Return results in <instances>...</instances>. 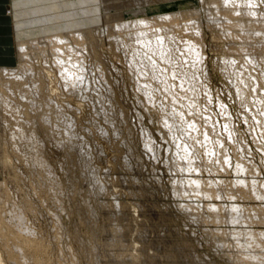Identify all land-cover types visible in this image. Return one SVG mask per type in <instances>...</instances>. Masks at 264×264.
<instances>
[{"label": "rangeland", "instance_id": "rangeland-1", "mask_svg": "<svg viewBox=\"0 0 264 264\" xmlns=\"http://www.w3.org/2000/svg\"><path fill=\"white\" fill-rule=\"evenodd\" d=\"M102 1L104 2L102 3ZM215 1L193 0L194 3H192L188 0L187 6L191 8L194 4V10L191 9L194 12L187 6L175 5L169 9L175 11L187 7L185 12L188 11L192 17L186 12V15H183L186 18L181 16L179 23L187 22L190 16L195 20L196 25L198 24V27L195 26L196 30L198 28L197 33L191 30L194 29L196 32L192 27L191 29L185 27L184 30L181 25L178 30L174 29L175 32L168 30L169 27L168 33L164 34L165 37L169 36L168 41L162 36L156 37V39H143L142 43L141 40L133 41L134 38L128 36L126 39V36H123V34H127L125 32H128L124 28L132 29L126 25L133 23V16L125 17L127 12L123 9H126V4L134 2V0H61L60 3L63 6L59 4L58 8L60 9L55 12L58 18L57 24L55 23L56 28L52 26V31H47L46 27L38 30L45 34L47 32L48 35L46 37L39 33L40 36H37L39 38H36L37 46L28 41L27 58H22L19 53L18 42L20 40L15 31L13 4L11 0L1 2L5 13L4 17L11 20L12 27H0V69L5 67L6 73L0 81V184L2 185L0 187V264H238V261L239 264L241 262L246 264L241 259L243 255L249 251H256L257 254L260 249V252L264 250V247H253L254 249L249 247L248 251V248L245 247L240 249L238 243L244 239L241 237L238 239V236L232 233L239 229L262 231L264 229L263 221L236 224L213 222L209 219L211 216H218L219 213L221 214L219 216H227L232 212L230 206H236L242 212L241 214L258 216V213L260 215L261 212L264 215V197H255L252 192L256 190L264 195V109H262L264 108V51H261L264 48V36L261 38L262 34L253 35L255 30L256 32L264 31V26H261L264 24L262 23L264 22V0ZM217 1H219L218 4ZM159 2L147 4L146 8H150V10L152 6H154L153 9L164 8L165 6L161 4L163 1ZM213 2L214 4H212ZM253 5L258 11L256 16L245 15V12L232 13L233 9ZM76 10L78 11L75 13ZM218 12L223 14L219 13V15ZM145 13H138V16L154 20L153 14L150 16L149 13ZM117 15H122L123 18ZM217 16H220L219 23H217L219 19ZM186 19L187 21L181 22ZM79 20L80 22H78ZM222 20H224L223 23L220 22ZM237 20L240 21L238 24L241 23L242 26L235 24ZM231 21L235 22L232 24ZM230 26H235V28ZM49 32L68 43L69 49L65 54L69 55L63 54L66 57L63 59L65 61L69 59V64L67 63L69 68L68 66L64 68L61 63L55 62L56 54L53 51L42 56L35 54L40 47L45 45L50 47L47 42L50 36ZM169 32H172L173 35ZM117 33H119L118 36H122V40L119 37L120 39L117 38V41H114ZM228 34L235 37L228 38ZM128 39H131L132 43ZM169 39L171 40L169 41ZM22 40L27 41L28 39L23 38ZM123 40L126 42L124 43ZM243 40L248 43H244ZM127 41L129 42L127 43ZM250 44L254 48L252 53L238 52ZM135 45L138 46L137 50ZM132 47L135 49L136 52L133 50L135 53H132ZM195 47H198L199 50ZM142 49L145 53L148 51L146 53L148 57L143 56L145 61L141 58L142 54L145 55ZM163 49H166L169 55L173 54L172 61L169 59L167 51H163ZM195 49L197 52L194 51ZM139 50L140 52H137ZM153 54L158 56L155 58ZM165 56L167 61L166 58L163 60ZM231 57L237 65L234 64ZM138 60L141 62L139 63ZM75 61L80 62L83 68L80 83L77 82L78 86L69 81V78L74 80L76 76L73 74L76 71L74 68L77 63H72ZM147 63L148 65H146ZM161 63L162 65H160ZM197 64L198 67L200 66L199 68ZM188 67L190 68L188 69ZM6 68L9 70L7 69V71ZM11 69L13 71H10ZM171 71L173 74L170 73ZM9 75L12 77L10 78ZM241 75L245 77V80L240 77ZM145 76H149V79L148 77L145 79ZM66 78H68V82ZM156 83L158 84L156 85ZM138 86L140 87L138 88ZM168 87L169 91H166ZM37 88L40 90L38 91ZM195 90L197 92L199 90V92L197 93ZM242 98H245L244 101ZM198 100L200 101L199 105ZM189 104L192 106L190 107ZM184 105L186 106L184 107ZM169 110L170 113H168ZM194 111L195 114H193ZM204 112H207L208 117L204 115ZM165 113L167 116H164ZM178 113L183 117L181 118ZM189 123H194L192 125L197 131L186 129ZM195 123H199L201 127L195 126ZM183 125L186 126V131H184ZM204 126L207 129H203ZM211 130L214 131V135ZM183 148L190 152L188 157H182ZM240 166H243L244 170L238 172ZM190 179L194 180L193 183L198 181L194 187L188 189V184L184 182ZM232 181L234 184L237 181H242L243 184L233 185ZM249 183L254 184L250 185ZM229 185L231 186L229 187ZM252 185L253 187H251ZM201 187L205 188L201 189ZM184 188H186L185 191ZM246 188L250 190L248 191ZM195 189L201 192L206 189L212 195L196 194ZM178 194L180 195L178 196ZM213 205L218 206L214 207ZM12 231L20 234V237H16ZM213 233H217L218 237ZM219 240L224 241V246L219 245ZM237 246H239L238 250ZM242 250L243 253L247 252L243 254ZM236 251L238 254L241 251V255H238L239 258L237 256L241 260H236ZM262 253L257 255L262 256ZM231 255V259L236 262L231 261ZM262 263L264 264V261Z\"/></svg>", "mask_w": 264, "mask_h": 264}, {"label": "bare ground", "instance_id": "bare-ground-1", "mask_svg": "<svg viewBox=\"0 0 264 264\" xmlns=\"http://www.w3.org/2000/svg\"><path fill=\"white\" fill-rule=\"evenodd\" d=\"M61 1V0H60ZM60 1L59 0H11V2H12V4H13V16H14V24H15V31H16V34H17V37H18V39L20 40L19 42H18V45H19V53H20V55H21V57L23 58V57H26L27 58V56H28V53H27V50H26V48H27V44L30 42V44L32 43L33 45L35 44L36 45V38H37V36H40L39 35V33H42V32H38V30H41V28H43L44 29V27H46L47 29V31L48 30H51L53 27L52 26H54L55 27V23H56V21H58V18H57V15L55 14V12H57V10L58 9H60V8H58V7H60V6H63V5H61V3H60ZM80 1V0H79ZM84 1V0H83ZM160 0H134V2H131V3H129V4H126V9L124 8L123 9V11H126L127 12V14L125 15V17H127V15L130 17V16H133V18H132V24L131 25H126L127 27H132V29H126V28H124L125 30H128V32H125V30H124V32L125 33H127L126 35H124L123 34V36H126V39H127V37L129 36L130 38H134L133 39V41H138L139 42V40H143V39H148V38H154V39H156V37H162V36H164V34H166V33H168V30H172V31H174V29H177L178 30V27H180L181 25L184 27V30L187 28V29H191V27L192 28H195V30H196V27L195 26H197L196 25V23H195V20H193L192 18H190V16H189V18H188V16H187V18H188V21H187V19L186 20H183V21H181V22H184V21H187V22H184V23H179V18L181 19V16H182V18H184L185 16H183L184 14L186 15V12L188 13V11H186L185 12V10H187V7L189 8V6H187L189 3H188V0H162L163 2L161 3L163 6H165L164 8H159V9H153V7L154 6H152L151 7V10H150V8H146V5L147 4H150V3H152V2H159ZM191 2L193 1V0H190ZM195 1V0H194ZM202 1V0H201ZM215 1V0H214ZM262 1V0H261ZM104 1H102V3H103ZM197 2V1H196ZM207 2V1H206ZM210 2H211V0H210ZM218 2L219 1H217V4H218ZM222 2V1H221ZM223 2H225L224 0H223ZM250 2V1H249ZM253 2V1H252ZM251 2V3H252ZM160 3V2H159ZM192 3H194V2H192ZM241 3V2H240ZM59 4H60V6H59ZM66 4V3H65ZM73 4V3H72ZM81 4H83L82 2H81ZM179 4V5H178ZM206 4V3H205ZM204 4V5H205ZM212 4H214V2L212 3ZM247 4V3H246ZM245 4V5H246ZM249 4V3H248ZM74 5V4H73ZM175 5H177V6H183V7H185V6H187L185 9H179V10H175V11H173V10H169L170 8H172V7H174ZM194 5V4H193ZM193 5L191 6V8H189L190 10L193 8ZM209 5V4H208ZM215 5H216V1H215ZM214 5V6H215ZM244 5V6H245ZM258 5V4H257ZM66 6V5H65ZM227 6V5H226ZM82 7V6H81ZM124 7H125V4H124ZM130 7V8H129ZM135 7V8H134ZM195 7V6H194ZM202 7V6H201ZM213 7V6H212ZM211 7V8H212ZM220 7V6H219ZM224 7V6H223ZM229 7V6H228ZM232 7V6H231ZM210 8V9H211ZM215 8V7H214ZM213 8V9H214ZM230 8V7H229ZM62 9V8H61ZM96 9V8H95ZM197 9V8H196ZM195 9V10H196ZM217 9V8H216ZM233 9V8H232ZM118 10V9H117ZM161 10V11H160ZM181 10V11H180ZM184 10V11H183ZM189 10V11H190ZM193 10H194V8H193ZM193 10H191V11H193ZM198 10V9H197ZM196 10V12H199V11H197ZM219 10V9H218ZM222 10V9H221ZM231 10V9H230ZM264 10V9H263ZM63 11V10H62ZM62 11H61V13H62ZM78 10H76L75 11V13L77 12ZM82 11V10H81ZM207 11V10H206ZM212 11H214L215 12V10H212ZM217 11V10H216ZM120 12L121 13H123L121 10H120ZM126 12H124V13H126ZM141 12H143V13H149V15L150 14H153L154 16H152V17H154V20H152V19H148V18H145V17H139L138 15V13H141ZM194 12V11H193ZM204 12V11H203ZM213 12V13H214ZM223 12V11H222ZM234 12H242V13H246L245 15H247V14H249V15H254V16H256V14L258 13V11H257V8L253 5V6H247V7H243V8H241V9H233V12L232 13H234ZM74 13V14H75ZM99 13V12H98ZM114 13V12H113ZM119 13V12H118ZM145 13V14H146ZM200 13V12H199ZM208 13H209V11H208ZM220 12H218L217 14H219ZM224 13V12H223ZM223 13H220L221 15L223 14ZM229 13V12H228ZM241 13V14H242ZM59 14V13H58ZM85 14H86V12H85ZM111 14H112V12H111ZM115 14H117V13H115ZM188 14H190V13H188ZM216 14V15H217ZM219 14V15H220ZM237 14H239V13H237ZM60 15V14H59ZM69 15V14H68ZM113 15V14H112ZM111 15V16H112ZM120 15V14H119ZM119 15H117V16H119ZM140 15H142V14H140ZM191 15V14H190ZM197 15V14H196ZM199 15V14H198ZM209 15V14H208ZM213 15V14H212ZM225 15V14H224ZM244 14H242V16H245ZM114 16V15H113ZM112 16V17H113ZM124 16V15H123ZM151 16V15H150ZM228 16V15H227ZM73 17V16H72ZM77 17V16H76ZM75 17V18H76ZM80 17V16H79ZM119 17H122V15L121 16H119ZM118 17V18H119ZM125 17H124V19H125ZM191 17H192V15H191ZM211 17V16H210ZM214 17H216V16H214ZM218 17V16H217ZM220 17V16H219ZM218 17V18H219ZM238 17V16H237ZM246 17V16H245ZM61 18V17H60ZM78 18V17H77ZM76 18V19H77ZM115 18H116V15H115ZM123 18V17H122ZM131 18V17H130ZM186 18V17H185ZM193 18H194V16H193ZM195 18H197L198 19V17H196L195 16ZM205 18H207V17H205ZM208 18H209V16H208ZM207 18V21H209V19ZM232 18V17H231ZM242 18V17H241ZM117 19V18H116ZM120 19V18H119ZM235 19V18H234ZM246 19V18H245ZM78 20V19H77ZM110 20V19H109ZM115 20V19H114ZM122 20V19H121ZM129 20V19H128ZM127 20V21H128ZM206 20V19H205ZM204 20V21H205ZM211 20V19H210ZM215 20V19H214ZM213 20V21H214ZM219 20H220V18L218 19V22L217 23H219ZM225 20V19H224ZM224 20H222V21H220V22H224ZM236 20V19H235ZM67 21H69V20H67ZM76 21V20H75ZM83 21V20H82ZM98 21V20H97ZM120 21V20H119ZM126 21V22H127ZM168 21V22H167ZM199 21V20H198ZM228 21V20H227ZM230 21V20H229ZM238 21L239 20H237L236 22H235V24H238ZM247 21V20H246ZM254 21H256V19H254ZM262 21H263V19H262ZM62 22V21H61ZM78 22H80V20L78 21ZM85 22V21H84ZM121 22H123V21H121ZM125 22V23H126ZM197 22V21H196ZM232 22V21H231ZM234 22H232V24L234 23ZM240 22V21H239ZM241 22H242V20H241ZM257 22V21H256ZM255 22V23H256ZM258 22H259V20H258ZM116 24L118 23V21L117 22H115ZM120 23V22H119ZM170 23V24H169ZM203 23V22H202ZM208 23H210V22H208ZM212 23V22H211ZM230 23V22H229ZM243 23V22H242ZM252 24H254L253 22H251ZM262 23H264V22H262ZM57 24V23H56ZM59 24V23H58ZM70 24V23H69ZM169 24V25H168ZM173 24V25H172ZM180 24V25H179ZM207 24V23H206ZM212 24H214V22L212 23ZM225 24V23H224ZM228 24V23H227ZM234 24V25H235ZM240 24V25H239ZM238 25L239 26H242L241 25V23H239ZM119 25V24H118ZM167 25V26H166ZM199 25H201L200 24V22H199ZM211 25V24H210ZM220 25V24H219ZM238 25H235V26H238ZM73 26V25H72ZM78 26H79V24H78ZM77 26V27H78ZM115 26H117V25H115ZM206 26H208V25H206ZM218 26V25H217ZM221 26V25H220ZM219 26V27H220ZM228 26V25H227ZM235 26H230L231 28L232 27H234L235 28ZM238 26V27H239ZM252 26V25H251ZM261 26H264V24H262ZM60 27V26H59ZM74 27V26H73ZM80 27H82V26H80ZM120 27H122V26H120ZM170 27V28H169ZM186 27V28H185ZM198 27V26H197ZM212 27V26H211ZM229 27V26H228ZM253 27H256L255 25H253ZM56 28V27H55ZM69 28V27H68ZM169 28V29H168ZM201 28H202V26H201ZM201 28H200V30H201ZM251 28V27H250ZM81 29V28H80ZM120 29H122L123 30V28H120ZM168 29V30H167ZM229 29V28H228ZM252 29V28H251ZM76 30H77V28H76ZM118 30V29H117ZM191 30H193V32L194 33H197V30H198V28H197V30H196V32L194 31V29H191ZM230 30H232V29H230ZM264 30V29H263ZM52 31V30H51ZM57 31V30H56ZM167 31V32H166ZM180 31V30H179ZM216 31V30H215ZM223 31V30H222ZM228 31V30H227ZM244 31V30H243ZM55 32V31H54ZM59 32V31H58ZM78 32V31H77ZM116 32V31H115ZM120 32V31H119ZM175 32V31H174ZM178 32V31H177ZM200 32V31H199ZM224 32V31H223ZM50 33V32H49ZM80 33V32H79ZM83 33V32H82ZM170 33V32H169ZM224 33H226L227 34V32H224ZM228 33H229V31H228ZM263 33H264V31L262 32L261 30H260V32L258 31V32H256V30H255V32L253 33V35H259V34H262L261 35V38L264 36L263 35ZM44 36H46L47 37V32H46V34H45V32L44 33H42ZM76 34V33H75ZM81 34V33H80ZM170 34H172L173 35V33L171 32ZM200 34V33H199ZM232 34V33H231ZM234 34H235V32H234ZM238 34V33H237ZM244 34H246V33H244ZM50 36H49V39H48V44L50 45V47H47L46 45L45 46H43V47H40V48H38V51H36V53L35 54H38V56L39 55H45L46 53H48V52H52L53 51V53L54 54H56V58H55V62H57L58 64L59 63H61L62 65V67H64V68H66L67 66H68V68H69V63H68V60L67 61H65V59H66V57H65V55L67 56V55H69V54H65L66 53V51L69 49V47H68V43L66 42V40H62L60 37H57L56 35H54V34H49ZM78 36H79V34H77ZM77 35H75V36H77ZM115 35V34H114ZM119 35V33H117L116 34V40H114V41H117V38H119L120 36H118ZM169 35V34H168ZM198 35V34H197ZM228 35H230V34H228ZM227 35V37L228 38H232L234 35H230V36H228ZM236 35V34H235ZM251 35V34H250ZM249 35V39L251 38V36ZM60 36V35H59ZM83 36V35H82ZM112 36V35H111ZM224 36H226V35H224ZM238 36H239V34H238ZM45 37V38H46ZM64 37V36H63ZM73 37V36H72ZM122 37V36H121ZM120 37V38H121ZM167 37V36H166ZM166 37L164 36V38H165V40L166 41H168V37H167V39H166ZM200 37V36H199ZM235 37V36H234ZM233 37V38H234ZM241 37V36H240ZM247 37V36H246ZM259 37V36H258ZM23 38H26V39H28L27 41L26 40H22ZM39 38V37H38ZM37 38V39H38ZM83 38V37H82ZM119 38V39H120ZM182 38V37H181ZM183 38H184V36H183ZM196 38V37H195ZM237 38H239V37H237ZM236 38V39H237ZM264 38V37H263ZM47 39V38H46ZM64 39H65V37H64ZM137 39V40H136ZM175 39V38H174ZM177 39H178V37H177ZM189 39V38H188ZM196 39H198V38H196ZM223 39H225V38H223ZM240 39V38H239ZM241 39H242V37H241ZM121 40H122V38H121ZM129 40V39H128ZM131 40V39H130ZM129 40V41H130ZM151 40V39H150ZM158 40V39H157ZM171 39H169V41H170ZM199 40V39H198ZM228 40V39H227ZM253 40V39H252ZM29 41V42H28ZM39 41V40H38ZM42 41H44V40H42ZM68 41V40H67ZM78 41V40H77ZM129 41H127V43L129 42ZM145 41V40H144ZM159 41V40H158ZM157 41V42H158ZM161 41H162V39H161ZM186 41H188V40H186ZM242 41V40H241ZM244 41V40H243ZM260 41V40H259ZM262 41V40H261ZM119 42V41H118ZM122 42V41H121ZM123 42H124V40H123ZM126 42V41H125ZM124 42V43H125ZM146 42V41H145ZM156 42V43H157ZM174 42H176V41H174ZM189 42V41H188ZM190 42H191V40H190ZM193 42V41H192ZM200 42V41H199ZM202 42V41H201ZM228 42V41H227ZM232 42V41H231ZM245 42H247L246 40L244 41V43ZM251 42H253V41H251ZM41 43V42H40ZM44 43V42H43ZM70 43H72V42H70ZM92 43V42H91ZM126 43V44H127ZM130 43H132L131 41H130ZM129 43V44H130ZM134 43V42H133ZM142 43H143V41H142ZM146 43H148V41L146 42ZM164 43H169V42H164ZM229 43V42H228ZM238 43V42H237ZM248 43V42H247ZM256 43V42H255ZM29 44V45H30ZM42 44V43H41ZM81 44V43H80ZM122 44V43H121ZM140 44V43H139ZM138 44V45H139ZM153 44V43H152ZM152 44H150V45H152ZM159 44V43H158ZM162 44V43H161ZM171 44V43H170ZM198 44V43H197ZM200 44H202V43H200ZM226 44V43H225ZM236 44V43H235ZM240 44V43H239ZM84 45H85V43H84ZM91 45V44H90ZM137 45V44H136ZM135 45V46H136ZM144 45H145V43L144 44H142V46L144 47ZM147 45V47H148V44H146ZM166 45V44H165ZM172 45H173V43H172ZM188 45V44H187ZM195 45H196V40H195ZM254 45V44H253ZM263 45V44H262ZM37 46V45H36ZM75 46V45H74ZM79 46V45H78ZM127 46H128V44H127ZM130 46V45H129ZM131 46H133L132 44H131ZM156 46H157V44H156ZM155 46V47H156ZM159 46V45H158ZM171 46V45H170ZM181 46V45H180ZM192 46V45H191ZM193 46H194V42H193ZM198 46V45H197ZM201 46V45H200ZM256 46V45H255ZM31 47V46H30ZM72 47V46H71ZM81 47V46H80ZM123 47V46H122ZM134 47V46H133ZM132 47V48H133ZM150 47V46H149ZM160 47V46H159ZM163 47V46H162ZM185 47V46H184ZM227 47H229V46H227ZM236 47V46H235ZM239 47H241V46H239ZM258 48H260L259 46H257ZM262 47V46H261ZM85 48V47H84ZM83 48V49H84ZM91 48H92V46H91ZM136 48V50H137V48H138V46H136L135 47ZM141 48V47H140ZM153 48V47H152ZM168 48H170V47H168ZM177 48V47H176ZM183 48V47H182ZM191 48V47H190ZM195 48H197L198 50H199V48L198 47H195ZM201 48H202V46H201ZM34 49V48H33ZM75 49V48H74ZM147 49V48H146ZM161 49V48H160ZM173 49H174V47H173ZM173 49H171V50H173ZM30 50H32V49H30ZM35 50H37V49H35ZM93 50V49H92ZM124 50V49H123ZM127 50V49H126ZM135 51V49L133 48L132 49V51ZM152 50V49H151ZM154 50V49H153ZM167 51L166 49H163V51ZM192 50V49H191ZM239 49L237 48V51H238ZM254 50V48L251 46V44L250 45H247V46H245V48H243V49H240L238 52H247V53H252V51ZM77 51V50H76ZM75 51V52H76ZM125 51V50H124ZM132 52V53H135V52ZM142 51L144 52V50L142 49ZM146 51V50H145ZM158 51H159V49H158ZM162 51V50H161ZM174 51H175V49H174ZM174 51H173V53H174ZM179 51H181L180 49H179ZM178 51V52H179ZM184 51V50H183ZM182 51V52H183ZM185 51H187V50H185ZM184 51V52H185ZM194 51H196L197 52V50L195 49ZM201 51H202V49H201ZM236 51V50H235ZM259 51V50H258ZM261 51H264V48L263 49H261ZM35 52V51H34ZM33 52V53H34ZM69 52V51H68ZM129 52V51H128ZM137 52H140V50L139 51H137ZM148 52V51H147ZM146 52V53H147ZM151 52V51H150ZM155 52H156V49H155ZM160 52V51H159ZM158 52V53H159ZM170 52V51H169ZM188 52V51H187ZM195 52V53H196ZM228 52V51H227ZM256 52V51H255ZM77 53V52H76ZM79 53V52H78ZM145 53V52H144ZM146 53H145V55H143L142 54V52H141V54H142V56H141V58H143V56H146ZM171 53H172V51H171ZM190 53H191V51H190ZM189 53V54H190ZM206 53V52H205ZM233 53V52H232ZM264 53V52H263ZM63 54H65V55H63ZM71 54V53H70ZM136 54H138V53H136ZM140 54V55H141ZM151 54V53H150ZM149 54V55H150ZM155 54V53H154ZM153 54V55H154ZM156 54H157V52H156ZM162 54V53H161ZM160 54V55H161ZM167 54L169 55V53H168V51H167ZM166 54V55H167ZM177 54V53H176ZM193 54V53H192ZM198 54V53H197ZM196 54V55H197ZM199 54H201V53H199ZM225 54V53H224ZM223 54V55H224ZM49 55V54H48ZM85 55V54H84ZM148 55V54H147ZM160 55H159V57H160ZM167 55V56H168ZM173 55V54H172ZM172 55H169L170 56V60L172 61V59H171V56ZM182 55V54H181ZM196 55H194V56H196ZM248 55V54H247ZM246 55V56H247ZM258 55V54H257ZM262 55V54H261ZM83 56V55H82ZM132 56V55H131ZM139 56V55H138ZM155 56V58L158 56H156V55H154ZM163 56H164V54H163ZM168 56V57H169ZM184 57H185V54L183 55ZM201 56H202V54H201ZM37 57V56H36ZM65 57V59H63ZM77 57V56H76ZM134 57V56H133ZM146 57H148V56H146ZM145 57V58H146ZM178 57V56H177ZM181 57V56H180ZM191 58H192V56H190ZM196 57H198V56H196ZM29 58V57H28ZM81 58V57H80ZM154 58V59H155ZM162 58V57H161ZM164 58H166V56L165 57H163V60H164ZM190 58V59H191ZM232 58V57H231ZM242 58H243V56H242ZM254 58V57H253ZM47 59V58H46ZM71 59V58H70ZM77 59V58H76ZM75 59V60H76ZM138 59V58H137ZM158 59V58H157ZM160 59V58H159ZM158 59V60H159ZM198 59H200L199 57H198ZM202 59V58H201ZM204 59V58H203ZM252 59V58H251ZM263 59V58H262ZM54 60V59H53ZM143 60H144V58H143ZM147 60V59H146ZM194 60H195V57H194ZM223 60V59H222ZM240 60V59H239ZM245 60V59H244ZM254 60V59H253ZM260 60V59H259ZM131 61H133V60H131ZM139 61V60H138ZM145 61V60H144ZM150 61H153V60H150ZM156 61V60H155ZM154 61V62H155ZM166 61H167V58H166ZM175 60L173 59V62H174ZM178 61V60H177ZM193 61V60H192ZM197 61V60H196ZM196 61H194V62H196ZM200 61V60H199ZM224 61V60H223ZM232 61H234L233 60V58H232ZM243 61V60H242ZM247 61V60H246ZM24 62V61H23ZM82 62H84V61H82ZM141 61H139V63H140ZM148 62V61H147ZM172 62V63H173ZM185 62V61H184ZM201 62H202V60H201ZM227 62V61H226ZM231 62V61H230ZM261 62H262V60H261ZM68 63V64H67ZM72 63H77L76 61L75 62H72ZM133 63H135V62H133ZM133 63H132V65H133ZM137 63V62H136ZM138 63V64H139ZM149 63V62H148ZM148 63L146 64V65H148ZM151 63V62H150ZM156 63V62H155ZM170 63V62H169ZM181 63V62H180ZM186 63V62H185ZM188 63H190V62H188ZM192 63V62H191ZM190 63V64H191ZM259 63V62H258ZM83 64V63H82ZM144 64V63H143ZM157 64H158V61H157ZM167 64V63H166ZM165 64V65H166ZM184 64V63H183ZM201 64V63H200ZM204 64V63H203ZM228 64V63H227ZM234 64H236L235 63V61H234ZM253 64V63H252ZM32 65V64H31ZM136 65V64H135ZM145 65V64H144ZM152 65V64H151ZM153 65H154V63H153ZM152 65V66H153ZM160 65H162V63L160 64ZM168 65V64H167ZM195 66H196V64H194ZM237 65V64H236ZM75 66H76V68H74L76 71L74 72V74H73V76H75V78H74V80H73V78H69V81L70 82H72L73 84H75L76 83V85H77V82H79L80 83V80H81V76H82V73H81V71H82V66H81V63L80 62H78L77 64H75ZM158 66V65H157ZM169 66V65H168ZM171 66H172V64H171ZM181 66V65H180ZM230 66V65H229ZM240 66V65H239ZM250 66V65H249ZM62 67H60V69L62 70ZM73 67H74V65H73ZM88 67V66H87ZM139 67H141V66H139ZM147 67V66H146ZM191 67V66H190ZM190 67H188V69L190 68ZM197 67H198V64H197ZM200 67V66H199ZM198 67V68H199ZM235 67V66H234ZM252 67V66H251ZM5 68V67H4ZM0 69V81L3 79L2 77L4 76V73H5V69ZM25 68V67H24ZM134 68L136 69V66H134ZM142 68V67H141ZM150 67L148 66V69H149ZM153 69H154V66L152 67ZM162 68V67H161ZM206 68V67H205ZM258 68V67H257ZM8 68H6V70H7ZM71 69V68H70ZM138 69V68H137ZM144 69H145V67H144ZM163 69V68H162ZM196 69V68H195ZM207 69V68H206ZM225 69V68H224ZM231 69H232V67H231ZM249 69V68H248ZM9 70V69H8ZM7 70V71H8ZM73 70V69H72ZM140 70V69H139ZM139 70H138V72H139ZM142 70V69H141ZM140 70V71H141ZM146 70V69H145ZM152 70V69H151ZM164 70V69H163ZM166 70H167V68H166ZM170 70V69H169ZM179 70H181V69H179ZM227 70V69H226ZM238 70V69H237ZM10 71H13L12 69L10 70ZM148 71H150V70H148ZM148 71H146L147 73H148ZM173 71V70H172ZM172 71L170 72L171 74H173L172 73ZM189 71V70H188ZM190 71L191 72H193V70H191L190 69ZM228 71H229V69H228ZM233 71V70H232ZM241 71V70H240ZM243 71H245L244 69H243ZM16 72V71H15ZM68 72V71H67ZM66 72V73H67ZM83 72V71H82ZM84 72H85V70H84ZM151 72V71H150ZM155 72V71H154ZM190 72V73H191ZM203 72H205V70H203ZM235 72V71H234ZM254 72V71H253ZM10 73V72H9ZM61 73V72H60ZM134 73H136V72H134ZM143 73V72H142ZM161 73V72H160ZM163 73V72H162ZM167 73H168V71H167ZM180 73V72H179ZM195 73V72H194ZM193 73V74H194ZM202 73V72H201ZM229 73V72H228ZM232 73V72H231ZM235 73H237V72H235ZM6 74V73H5ZM22 74V73H21ZM64 75H65V73H63ZM62 74V75H63ZM72 74V73H71ZM92 74V73H91ZM101 74V73H100ZM156 74H157V72H156ZM184 74V73H183ZM196 74V73H195ZM197 74H198V72H197ZM223 74V73H222ZM226 74V73H225ZM238 74H240L239 72H238ZM237 74V75H238ZM243 74H245V73H243ZM253 74V73H252ZM256 74V73H255ZM254 74V75H255ZM20 75V74H19ZM69 75V74H68ZM134 75H136V74H134ZM141 75V74H140ZM139 75V76H140ZM144 75H146V74H144ZM150 75V74H149ZM163 75V74H162ZM168 75V74H167ZM185 75H186V73H185ZM189 75H191V74H189ZM248 75V74H247ZM250 75V74H249ZM253 75V76H254ZM10 76V75H9ZM88 76V75H87ZM124 76V75H123ZM126 76V75H125ZM133 76V75H132ZM138 76V75H137ZM158 76V75H157ZM176 76V75H175ZM182 76V75H181ZM184 76V75H183ZM195 76V75H194ZM198 76H200V75H198ZM239 76V75H238ZM237 76V77H238ZM12 76H10V78H11ZM26 77V76H25ZM63 77V76H62ZM66 77V76H65ZM67 77H69V76H67ZM72 77V76H71ZM95 77V76H94ZM146 77H148V79H149V76H145L144 78L145 79H147ZM152 77V76H151ZM166 77V76H165ZM168 77V76H167ZM170 77H171V75H170ZM185 77V76H184ZM183 77V78H184ZM207 77V76H206ZM240 77H243V75H241ZM14 78H17V77H14ZM22 78V77H21ZM24 78V77H23ZM27 78V77H26ZM135 78V77H134ZM138 78H140V77H138ZM189 78V77H188ZM236 78V77H235ZM239 78V77H238ZM252 78V77H251ZM256 78V77H255ZM105 79V78H104ZM144 79V80H145ZM156 79H157V77H156ZM166 78H164V80H165ZM180 79H182L181 77H180ZM199 79V78H198ZM232 79V78H231ZM243 79L245 80V77H243ZM12 80V79H11ZM24 80V79H23ZM66 80H67V82H68V78H66ZM83 81H84V79H82ZM137 80V79H136ZM142 80H143V78H142ZM141 80V81H142ZM158 80V79H157ZM172 80V79H171ZM179 80V79H178ZM199 80H201V79H199ZM145 81H147V80H145ZM159 81V80H158ZM166 81V80H165ZM188 81V80H187ZM186 81V82H187ZM235 81V80H234ZM239 81V80H238ZM249 81V80H248ZM256 82H257V80H255ZM3 82V81H2ZM1 82V83H2ZM11 82V81H10ZM19 82V81H18ZM27 82V81H26ZM67 82H65V83H67ZM93 82V81H92ZM136 82V81H135ZM134 82V83H135ZM156 82V81H155ZM154 82V83H155ZM168 82V81H167ZM172 82V81H171ZM171 82H170V84H171ZM181 82V81H180ZM185 82V83H186ZM192 82V81H191ZM190 82V83H191ZM244 82V81H243ZM88 83V82H87ZM105 83V82H104ZM110 83V82H109ZM149 83V82H148ZM150 83H151V81H150ZM159 83V82H158ZM158 83H156V85L158 84ZM182 83V82H181ZM196 83H197V81H196ZM238 83V82H237ZM236 83V85H238ZM251 83V82H250ZM7 84V83H6ZM27 84V83H26ZM34 84V83H33ZM68 84V83H67ZM67 84H65L66 86H68ZM70 84V86H72V84L71 83H69ZM159 84H161V83H159ZM194 84V83H193ZM198 84H199V81H198ZM197 84V85H198ZM246 84V83H245ZM248 84V83H247ZM9 85V84H8ZM15 85H16V83H15ZM94 85V84H93ZM104 85V84H103ZM111 85V84H110ZM140 85V84H139ZM146 85H148V84H146ZM151 85V84H150ZM154 85V84H153ZM156 85H154V86H156ZM175 85V84H174ZM182 85V84H181ZM180 85V86H181ZM0 86H1V84H0ZM6 86V85H5ZM22 86V85H21ZM78 86V85H77ZM80 86V85H79ZM152 86V85H151ZM165 86V85H164ZM176 86V85H175ZM178 86V85H177ZM190 86V85H189ZM194 86V85H193ZM253 87L254 86H256V85H252ZM264 86V85H263ZM65 87V86H64ZM93 87V86H92ZM140 86H138V88H139ZM157 87V86H156ZM166 87V86H165ZM165 87H163V88H165ZM172 87V86H171ZM188 87V86H187ZM196 87V86H195ZM206 87V86H205ZM235 87V86H234ZM238 87V86H237ZM240 87H241V85H240ZM76 88V87H75ZM83 88V87H82ZM90 88V87H89ZM96 88V87H95ZM143 88H146V87H143ZM178 88H179V86H178ZM183 88V87H182ZM186 87L184 86V89H185ZM192 88V87H191ZM190 88V89H191ZM204 88V87H203ZM236 88V87H235ZM243 88V87H242ZM248 88V87H247ZM246 88V89H247ZM28 89V88H27ZM71 89V88H70ZM85 89V88H84ZM109 89H110V87H109ZM167 89V88H166ZM173 89H174V87H173ZM177 89V88H176ZM183 89V90H184ZM196 89V88H195ZM199 89H200V86H199ZM237 89V88H236ZM243 89H245V88H243ZM252 89V88H251ZM37 90H38V88H37ZM40 90V89H39ZM38 90V91H39ZM88 90V89H87ZM142 90V89H141ZM144 90V89H143ZM146 90V89H145ZM144 90V91H145ZM150 90V89H149ZM160 90H161V87H160ZM250 90V89H249ZM248 90V91H249ZM256 90H257V88H256ZM23 91V90H22ZM31 91V90H30ZM73 91H75V90H73ZM85 91V90H84ZM152 91H154V90H152ZM166 91H169V87H168V90H166ZM196 91V90H195ZM195 91H194V93H195ZM208 91V90H207ZM239 91V90H238ZM238 91H237V93H238ZM242 92L244 91V90H241ZM247 91V92H248ZM254 91V90H253ZM258 91V90H257ZM27 92V91H26ZM71 92V91H70ZM114 92V91H113ZM150 92V91H149ZM148 92V93H149ZM160 93H161V91H159ZM162 92H163V90H162ZM173 92V91H172ZM197 92V91H196ZM198 92H199V90H198ZM197 92V93H198ZM244 92H246V91H244ZM12 93V92H11ZM76 93V92H75ZM91 93V92H90ZM150 93H152V92H150ZM156 93V92H155ZM164 93V92H163ZM194 93H192V94H194ZM209 93V92H208ZM240 93V92H239ZM253 93V92H252ZM112 94V93H111ZM170 94V93H169ZM207 94V93H206ZM243 94V93H242ZM241 94V95H242ZM246 94V93H245ZM248 94H250V93H248ZM0 95H1V93H0ZM154 95V94H153ZM155 95H157V94H155ZM160 95H162V94H160ZM173 95V94H172ZM180 95H181V93H180ZM184 95H186V94H184ZM184 95H183V97H184ZM188 95V94H187ZM198 95V94H197ZM196 95V96H197ZM203 95V94H202ZM240 95V96H241ZM251 95H253V94H251ZM93 96V95H92ZM164 96V95H163ZM166 96V95H165ZM189 96V95H188ZM187 96V97H188ZM245 96V95H244ZM89 97V96H88ZM106 97V96H105ZM167 97H169V96H167ZM194 97H195V95H194ZM203 97H204V95H203ZM250 97V96H249ZM256 97H258L257 95H256ZM259 97H260V95H259ZM262 97V96H261ZM96 98V97H95ZM139 98V97H138ZM145 98V97H144ZM153 98V97H152ZM154 98H156L155 96H154ZM159 98V97H158ZM162 98H164V97H162ZM172 98V97H171ZM176 98V97H175ZM192 98V97H191ZM198 98V97H197ZM196 98V99H197ZM212 98V97H211ZM210 98V99H211ZM240 98V97H239ZM246 98V97H245ZM244 98V99H245ZM248 98V97H247ZM251 98V97H250ZM165 99H166V97H165ZM178 99H180V98H178ZM186 99H188V98H186ZM209 99V98H208ZM244 99L242 98V100L244 101ZM103 100V99H102ZM106 100V99H105ZM158 100H160V99H158ZM169 100H170V98H169ZM173 100V99H172ZM189 100V99H188ZM187 100V101H188ZM253 100V99H252ZM124 101V100H123ZM151 101H152V99H151ZM151 101H150V103H151ZM157 101V100H156ZM165 101V100H164ZM175 101V100H174ZM178 101V100H177ZM186 101V100H185ZM186 101V102H187ZM193 101H195L194 100V98H193ZM210 101V100H209ZM221 101V100H220ZM247 101V100H246ZM246 101H245V103H246ZM250 101V100H249ZM106 102V101H105ZM110 102H111V100H110ZM143 102V101H142ZM173 102V101H172ZM191 102V101H190ZM203 102V101H202ZM208 102V101H207ZM211 102V101H210ZM222 102V101H221ZM242 102V101H241ZM259 102V101H258ZM107 103V102H106ZM153 103H154V100H153ZM166 103H168L167 101H166ZM195 103H196V101H195ZM194 103V104H195ZM199 103H200V101L198 100V105H199ZM248 103V102H247ZM54 104V103H53ZM102 104V103H101ZM171 104V103H170ZM169 104V105H170ZM186 104H188V103H186ZM242 104H243V102H242ZM251 104V103H250ZM254 104V103H253ZM165 106H166V104H164ZM182 105H183V103H182ZM190 105V104H189ZM189 105H188V108H189ZM204 105H206L205 103H204ZM221 105V104H220ZM219 105V106H220ZM248 105H249V103H248ZM60 106V105H59ZM107 106V105H106ZM120 106V105H119ZM144 106H146V105H144ZM161 106V105H160ZM168 106V105H167ZM186 105H184V107H185ZM192 105H190V107H191ZM195 106V105H194ZM193 106V107H194ZM262 106V105H261ZM61 107V106H60ZM101 107V106H100ZM153 107V106H152ZM183 107V106H182ZM192 107V109H194ZM196 107V106H195ZM198 107H200V106H198ZM203 107V106H202ZM249 107V106H248ZM120 108V107H119ZM124 108V107H123ZM150 108V107H149ZM154 108V107H153ZM170 108H172V107H170ZM174 108V107H173ZM177 108V107H176ZM250 108V107H249ZM164 109V108H163ZM184 109V108H183ZM200 109V108H199ZM226 109V108H225ZM256 109V108H255ZM262 109H264V108H262ZM106 110V109H105ZM125 110V109H124ZM148 110V109H147ZM170 110H172V109H170ZM170 110H169V112L168 113H170ZM174 110H175V108H174ZM181 110H182V108H181ZM201 110V109H200ZM228 110H229V108H228ZM177 111V110H176ZM175 111V112H176ZM187 111V110H186ZM186 111H184V112H186ZM199 111V110H198ZM197 111V112H198ZM224 111V110H223ZM178 112H179V110H178ZM189 112V111H188ZM191 112H192V110H191ZM200 112H202V111H200ZM199 112V113H200ZM225 112V111H224ZM224 112H222V113H224ZM251 112H252V110H251ZM262 112V111H261ZM174 113V112H173ZM180 113H181V111H180ZM171 114H172V112H171ZM179 114V113H178ZM193 114H195V111H194V113ZM207 114V112L205 113L204 112V115H206ZM211 114V113H210ZM180 115V117H181V115L182 114H179ZM184 115V114H183ZM188 115V114H187ZM191 115H192V113H191ZM229 115H231V114H229ZM150 116V115H149ZM164 116H167V114L165 113V115ZM175 116V115H174ZM185 116V115H184ZM194 116V115H193ZM207 116V115H206ZM259 116V115H258ZM262 116V115H261ZM169 117V116H168ZM183 117V116H182ZM181 117V118H182ZM190 117H192V116H190ZM196 117H198V116H196ZM208 117V116H207ZM245 117V116H244ZM73 118V117H72ZM143 118V117H142ZM163 118V117H162ZM161 118V119H162ZM179 118V117H178ZM193 118V117H192ZM203 118V117H202ZM211 118H212V116H211ZM214 118V117H213ZM226 118V117H225ZM164 119V118H163ZM166 119H168V118H166ZM170 119V118H169ZM191 119V118H190ZM196 119V118H195ZM250 119V118H249ZM259 119V118H258ZM125 120V119H124ZM173 120V119H172ZM184 120V119H183ZM188 120V119H187ZM205 120V119H204ZM255 120H257V118H255ZM69 121V120H68ZM180 121V120H179ZM197 121V120H196ZM213 121V120H212ZM126 122V121H125ZM177 122V121H176ZM183 122V121H182ZM186 122V121H185ZM184 122V123H185ZM258 122V121H257ZM256 122V123H257ZM262 122V121H261ZM110 123V122H109ZM162 123V122H161ZM168 123V122H167ZM170 123V122H169ZM179 123V122H178ZM206 123V122H205ZM213 123V122H212ZM227 123H229V122H227ZM250 123V122H249ZM263 123V122H262ZM262 123H260V124H262ZM166 124V123H165ZM175 124V123H174ZM192 124H194V123H192ZM191 123H189L188 124V127H186V129H188L189 131H194V130H196V129H194L195 127H193V125H192ZM230 124H231V121H230ZM112 125V124H111ZM127 125V124H126ZM171 125V124H170ZM169 125V126H170ZM186 125V124H185ZM199 126V127H201L200 125H199V123H195V126ZM204 125V124H203ZM213 125V124H212ZM163 126V125H162ZM166 126V125H165ZM168 126V125H167ZM174 126V125H173ZM179 126V125H178ZM181 126H182V124H181ZM224 126H225V124H224ZM230 126V125H229ZM260 126V125H259ZM175 127V126H174ZM183 127H184V125H183ZM185 127H184V131H186V129H185ZM226 127V126H225ZM117 128V127H116ZM120 128V127H119ZM180 128V127H179ZM205 128V126L203 127V129ZM213 128V127H212ZM218 128V127H217ZM144 129V128H143ZM166 129V128H165ZM168 129V128H167ZM173 129V128H172ZM205 129H207V128H205ZM125 130V129H124ZM146 130V129H145ZM146 131H148V130H146ZM164 131V130H163ZM197 131V130H196ZM204 131V130H203ZM211 131H213V130H211ZM210 131V132H211ZM149 132V131H148ZM147 132V133H148ZM171 132V131H170ZM177 132V131H176ZM179 132V131H178ZM205 132H207V131H205ZM228 132H229V130H228ZM144 133V132H143ZM167 133V132H166ZM208 133V132H207ZM230 133V132H229ZM131 134V133H130ZM149 134V133H148ZM182 134V133H181ZM185 134V133H184ZM190 134V133H189ZM209 134V133H208ZM151 135V134H150ZM170 135H171V133H170ZM195 135V134H194ZM206 135V134H205ZM210 135V134H209ZM209 135H207V136H209ZM213 135H214V131H213ZM231 136H232V134H230ZM261 136H262V134H260ZM108 136V135H107ZM173 136V135H172ZM175 136V135H174ZM178 136V135H177ZM192 136V135H191ZM126 137V136H125ZM151 137V136H150ZM176 137V136H175ZM205 137V136H204ZM212 137V136H211ZM214 137V136H213ZM230 137V136H229ZM229 137H228V139H229ZM264 137V136H263ZM176 138H178V137H176ZM192 138V137H191ZM200 138V137H199ZM210 138V137H209ZM208 138V139H209ZM218 138V137H217ZM139 139V138H138ZM180 139V138H179ZM264 139V138H263ZM124 140V139H123ZM145 140V139H144ZM146 140H147V138H146ZM175 140V139H174ZM181 140H182V138H181ZM195 140H196V138H195ZM199 140V139H198ZM210 140H212V139H210ZM216 140V139H215ZM231 140H233L232 138H231ZM191 141H193V140H191ZM190 141V142H191ZM197 141V140H196ZM147 142V141H146ZM184 142V141H183ZM218 142V141H217ZM148 143H150V142H148ZM169 143V142H168ZM180 143H182V142H180ZM185 143H186V141H185ZM192 143V142H191ZM207 143V142H206ZM208 143H210V142H208ZM213 143H215V142H213ZM212 143V144H213ZM144 144H145V142H144ZM153 144V143H152ZM175 144H176V142H175ZM183 144V143H182ZM188 144V143H187ZM205 144V143H204ZM218 144V143H217ZM185 145V144H184ZM208 145V144H207ZM216 145V144H215ZM240 145V144H239ZM133 146V145H132ZM196 146V145H195ZM194 146V147H195ZM178 147V146H177ZM176 147V148H177ZM201 147V146H200ZM199 147V148H200ZM210 147V146H209ZM239 147V146H238ZM242 147V146H241ZM147 148V147H146ZM190 148V147H189ZM196 148V147H195ZM205 148V147H204ZM208 148V147H207ZM217 149H218V147H216ZM149 149V148H148ZM154 149V148H153ZM175 149V148H174ZM216 149V151H218ZM225 149V148H224ZM133 150H134V148H133ZM176 150V149H175ZM179 150V149H178ZM191 150V149H190ZM195 150V149H194ZM196 150H197V148H196ZM209 150V149H208ZM155 151V150H154ZM174 151V150H173ZM213 151V150H212ZM211 151V152H212ZM215 151V152H216ZM243 151V150H242ZM157 152V151H156ZM172 152V151H171ZM196 152V151H195ZM208 152V151H207ZM219 152H221V151H219ZM188 153H190L189 151H187V149L186 148H183V150H182V155H181V153H179L180 154V156H182L183 158H185L184 156H187L188 155ZM199 153V152H198ZM201 153V152H200ZM199 153V154H200ZM178 154V153H177ZM215 154V153H214ZM213 154V155H214ZM208 155V154H207ZM216 155V154H215ZM218 155H220L219 153H218ZM217 155V156H218ZM156 156V155H155ZM177 156V155H176ZM224 156V155H223ZM188 157V156H187ZM193 157V156H192ZM216 157V156H215ZM214 157V158H215ZM227 157V156H226ZM137 158H138V156H137ZM190 158H191V156H190ZM194 158V157H193ZM219 158H220V156H219ZM218 158V159H219ZM139 159V158H138ZM173 159V158H172ZM182 159V158H181ZM186 159H188V158H186ZM217 159V158H216ZM221 159V158H220ZM219 159V160H220ZM212 160H213V158H212ZM215 160V159H214ZM243 160V159H242ZM191 161V160H190ZM218 161V160H217ZM245 161V160H244ZM170 162V161H169ZM175 162H176V160H175ZM182 162V161H181ZM198 162V161H197ZM205 162V161H204ZM210 162H211V160H210ZM219 162V161H218ZM221 162V161H220ZM223 162V161H222ZM240 162V161H239ZM179 163V162H178ZM199 163V162H198ZM201 163V162H200ZM248 163V162H247ZM252 163V162H251ZM171 164V163H170ZM169 164V165H170ZM202 164V163H201ZM205 164V163H204ZM212 164V163H211ZM180 165V164H179ZM199 165V164H198ZM225 165H226V163H225ZM227 165H230V164H228L227 163ZM246 165V164H245ZM248 165H250L251 166V164H248ZM252 165H253V163H252ZM214 167H215V164L213 165ZM233 166V165H232ZM185 167V166H184ZM199 167V166H198ZM213 167V168H214ZM229 167H231V166H229ZM228 167V168H229ZM177 168H178V166H177ZM194 168V167H193ZM193 168H191V169H193ZM239 168V170L240 171H238V172H241L242 170H244V167L243 166H240V167H238ZM252 168V167H251ZM256 168V167H255ZM174 169V168H173ZM180 169V168H179ZM183 169V168H182ZM204 169V168H203ZM216 169H217V167H216ZM257 169V168H256ZM199 170V169H198ZM222 170H224V169H222ZM226 170V169H225ZM229 170V169H228ZM179 171H181V170H179ZM184 171V170H183ZM185 171H186V169H185ZM188 171V170H187ZM207 171V170H206ZM209 171V170H208ZM247 171V170H246ZM252 173H253V171L252 170H250ZM249 171V172H250ZM170 172V171H169ZM190 172V171H189ZM188 172V173H189ZM196 172V171H195ZM197 172H199V171H197ZM202 172V171H201ZM224 172V171H223ZM226 172V171H225ZM244 172V171H243ZM250 172V173H251ZM257 172V171H256ZM200 173V172H199ZM246 173V172H245ZM244 174V173H243ZM252 175V174H251ZM196 178V177H195ZM187 179V178H186ZM198 179V178H197ZM201 179V178H200ZM203 179V178H202ZM212 179V178H211ZM251 179V178H250ZM255 179V178H254ZM196 180V179H195ZM210 180V179H209ZM240 180V179H239ZM244 180V179H243ZM242 180V181H243ZM247 180V179H246ZM193 181L194 180H192V179H190V180H186L184 183L185 184H188V186H187V188L189 189L190 187H194V185H196L195 183H197V181L196 182H194L193 183ZM202 181V180H201ZM215 181V180H214ZM242 181H237L236 183H237V185H238V183L240 184V185H242L243 183H242ZM182 182V181H181ZM204 182V181H203ZM211 182H213L212 180H211ZM217 182V181H216ZM225 182V181H224ZM233 182V185H235L234 184V181H232ZM231 182V183H232ZM250 182V181H249ZM253 182H254V180H253ZM214 183V182H213ZM221 183V182H220ZM230 183V184H231ZM248 183V182H247ZM205 184V183H204ZM224 184V183H223ZM250 184V183H249ZM251 184H254V183H251ZM250 184V185H251ZM256 184V183H255ZM258 184V183H257ZM183 185V184H182ZM206 185H207V183H206ZM209 185H210V183H209ZM244 185H246V184H244ZM243 185V187H245ZM2 185L0 184V187H1ZM177 186V185H176ZM205 186V185H204ZM228 186V185H227ZM231 185H229V187H230ZM247 186V185H246ZM256 186V185H255ZM198 187V186H197ZM207 187V186H206ZM251 187H253V185L251 186ZM178 188V187H177ZM202 188H205V187H201V189ZM232 188V187H231ZM241 188V187H240ZM250 188V187H249ZM249 188H246V189H248V191L250 190ZM192 189V188H191ZM194 189V188H193ZM213 189V188H212ZM224 189V188H223ZM230 189V188H229ZM228 189V190H229ZM239 189V188H238ZM179 190V189H178ZM186 190V188H184V191ZM215 190V189H214ZM217 190V189H216ZM225 190V189H224ZM230 190H232V189H230ZM234 190H235V186H234ZM245 190V189H244ZM253 190V189H252ZM188 191V190H187ZM193 191V190H192ZM195 191H196V189H195ZM203 191H206V189H204ZM201 192L200 190L199 191H196L195 193L196 194H205V195H212L211 194V192H209V191H206V192ZM236 191H239V190H236ZM232 192V191H231ZM253 193H254V196L255 197H259V198H262V197H264V195L262 194V193H260L259 191H252ZM262 192V191H261ZM245 193V192H244ZM218 194V193H217ZM223 194V193H222ZM180 194H178V196H179ZM241 195H244V194H241ZM240 195V196H241ZM250 195H251V193H250ZM214 196H215V194H214ZM218 196V195H217ZM239 196V197H240ZM220 197V196H219ZM217 198V197H216ZM245 198V197H244ZM214 206V205H213ZM216 206V205H215ZM214 206V207H215ZM218 206V205H217ZM216 206V207H217ZM238 207H240V206H238ZM230 208H232V212H230L227 216H219V215H221L218 211H220V210H218L217 212L219 213V215L218 214H216V215H218V216H211L209 219L211 220V221H213V222H220V223H223V222H227V223H236V224H239V223H254V222H258V221H260V222H264V215H262L261 214V212H260V215H259V213H258V216L257 215H245V214H241L242 212H240L238 209H237V207L235 206H230ZM243 208V207H242ZM220 209V208H219ZM230 210V209H229ZM244 210V209H243ZM221 211H223V210H221ZM217 212H215V213H217ZM245 213V212H244ZM209 214H210V212H209ZM212 215V214H211ZM210 216V215H209ZM259 222V223H260ZM249 225V224H248ZM243 227V226H242ZM241 227V228H242ZM250 228V227H249ZM257 230V229H256ZM256 230H243V229H239V230H234L232 233L233 234H235V235H237L238 236V239H239V237H241L242 239H244V240H241V242H239L238 243V245L240 244V249H242V247H245V248H248L247 249V251L250 249L249 247H251V249L253 248V247H264V229L262 230V231H256ZM13 232V234L14 235H16V237H20L19 235L20 234H18L16 231H12ZM18 234V235H17ZM213 235H215V236H217V233H213ZM214 236V237H215ZM218 237V236H217ZM240 238V239H241ZM24 240H26V239H24ZM22 242V241H21ZM35 242V241H34ZM22 243H24V242H22ZM26 243H28V241H26ZM31 243H32V241H31ZM218 243H219V245H223V243H224V241L223 240H219L218 241ZM28 245H29V243H28ZM30 245H32V244H30ZM26 246V245H25ZM224 246V245H223ZM236 246V245H235ZM31 247V246H30ZM33 247V246H32ZM238 247V248H237ZM236 247V249L238 250L239 249V246H237ZM244 248V249H245ZM254 249V248H253ZM255 249H257V248H255ZM246 251V250H245ZM246 251V252H247ZM260 251H261V249H260ZM260 251H258L259 253H257L258 255L260 254V253H262L264 250H262V252H260ZM241 252V251H240ZM239 252V254L241 255V253ZM246 252H244L243 253V250H242V253L243 254H245ZM249 252H251V251H249ZM248 252V253H249ZM236 260L239 258V254H238V252L236 251ZM248 253H246V254H248ZM251 253H253V254H251ZM251 253H249V255H243V258L241 257V259L246 263V264H263L262 262L264 261V252L262 253V256H258L257 254H256V251L255 252H251ZM254 253H255V255H254ZM251 254V255H250ZM254 255V256H253ZM234 256V255H233ZM237 256H238V258H237ZM245 256V257H244ZM231 257H232V255L230 256V259H231ZM229 258V257H228ZM241 259H238V260H241ZM234 261V262H236V260H234V259H231V261ZM241 262V261H240ZM243 262V263H244ZM256 262H260V263H256ZM233 263V262H232ZM238 264H239V261L237 262ZM234 264V263H233ZM241 264H242V262H241Z\"/></svg>", "mask_w": 264, "mask_h": 264}, {"label": "crops", "instance_id": "crops-1", "mask_svg": "<svg viewBox=\"0 0 264 264\" xmlns=\"http://www.w3.org/2000/svg\"><path fill=\"white\" fill-rule=\"evenodd\" d=\"M2 1L3 0H0V27L10 28L12 27L11 20L10 19L7 20L6 17H4L5 13H4V10L2 9V6H3V4L1 3Z\"/></svg>", "mask_w": 264, "mask_h": 264}]
</instances>
